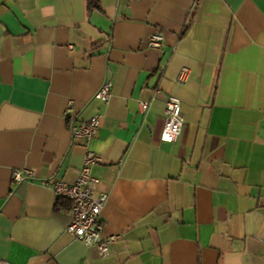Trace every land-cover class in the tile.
Returning <instances> with one entry per match:
<instances>
[{"label": "crops", "instance_id": "obj_1", "mask_svg": "<svg viewBox=\"0 0 264 264\" xmlns=\"http://www.w3.org/2000/svg\"><path fill=\"white\" fill-rule=\"evenodd\" d=\"M168 96L175 142L161 140ZM68 100L77 121L101 115L87 142ZM87 150L116 236L104 257L65 231L71 202L45 183L73 182ZM21 168L33 179L14 183ZM0 260L264 264V0H0Z\"/></svg>", "mask_w": 264, "mask_h": 264}, {"label": "built area", "instance_id": "obj_2", "mask_svg": "<svg viewBox=\"0 0 264 264\" xmlns=\"http://www.w3.org/2000/svg\"><path fill=\"white\" fill-rule=\"evenodd\" d=\"M148 47L159 49L163 45V33L160 30L151 32L146 40ZM186 68H182L178 80L183 81ZM112 82L105 78L97 88L94 98L102 106H106L111 98ZM139 107L146 112L149 101L139 100ZM73 103L68 100L63 110V117L67 121V127L73 140H90L99 127L100 113H96L86 120L77 121L73 115ZM164 123L161 130V140L175 142L181 131L184 117L181 111V102L175 96H168L164 105ZM100 161V157L94 152L87 150L83 156L79 173L71 182L62 180L45 181L49 184L57 197L71 202L70 221L65 231L75 238L80 239L85 246H94L99 256L107 254L109 245L115 240L114 235H103L100 212L106 201V194H95L97 178L91 174L93 165ZM33 179V171L29 168L13 170L12 181L20 183ZM0 264H10L0 260Z\"/></svg>", "mask_w": 264, "mask_h": 264}, {"label": "trees", "instance_id": "obj_3", "mask_svg": "<svg viewBox=\"0 0 264 264\" xmlns=\"http://www.w3.org/2000/svg\"><path fill=\"white\" fill-rule=\"evenodd\" d=\"M89 4L91 5V2H89ZM60 199H63V198H60V197H59V200H60Z\"/></svg>", "mask_w": 264, "mask_h": 264}]
</instances>
